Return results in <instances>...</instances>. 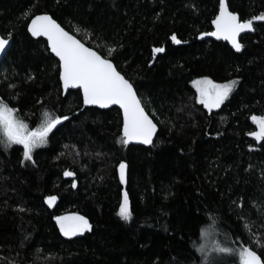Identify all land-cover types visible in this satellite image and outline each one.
<instances>
[{"label": "trees", "instance_id": "obj_1", "mask_svg": "<svg viewBox=\"0 0 264 264\" xmlns=\"http://www.w3.org/2000/svg\"><path fill=\"white\" fill-rule=\"evenodd\" d=\"M228 3L242 20L264 13V0ZM218 12L219 0H0V33L13 40L0 62V99L31 129L44 111L69 117L35 150V164L23 160L22 146L0 145V264H203L205 232L222 244L227 234L264 259V142L251 120L264 115V22L236 53L198 40ZM40 14L133 83L159 127L152 146L120 142L118 108H86L80 91L63 93L59 61L27 31ZM199 78L239 84L209 113L193 87ZM125 191L130 222L118 215ZM67 214L84 216L92 230L65 237L56 219Z\"/></svg>", "mask_w": 264, "mask_h": 264}, {"label": "snow or ice", "instance_id": "obj_2", "mask_svg": "<svg viewBox=\"0 0 264 264\" xmlns=\"http://www.w3.org/2000/svg\"><path fill=\"white\" fill-rule=\"evenodd\" d=\"M255 22H264V13L242 20L239 14L229 10L228 0H219V15L212 21L215 31L205 33V35L214 36L217 40L228 41L232 48L240 53L244 50V44L240 40L241 34L256 31ZM27 31L34 38H46L51 52L59 58V66L62 69L59 79L62 81L65 92L69 89L81 90L85 106L105 109L115 105L122 110L123 127L120 141L122 144L128 145L135 141L152 145L157 133V124L146 112L133 83L117 70V66L111 59L105 58L91 47H86L74 35L65 31L50 15H35ZM171 40L175 44L182 42L176 35H172ZM10 42V36H0V56L10 48ZM115 51V48L108 49L109 55ZM153 51L161 53L164 49L157 47ZM238 84V80L216 83L212 79L204 78L195 80L193 87L199 94V104L211 113L213 109H219L229 99ZM17 112L18 109L10 107L8 103L0 99V145H3L5 149L14 145L22 146L23 160L35 164L33 159L35 150L46 146L53 130L67 121L69 117L67 115L61 117L44 111L42 122L35 129H31L18 117ZM251 120L259 128L258 132L252 134L254 139L264 142V115H253ZM126 169V164L119 165V179L123 184L127 183ZM64 175L75 177L73 171H65ZM71 186L75 188L76 184L72 183ZM56 201V196H49L46 203L53 207ZM118 215L126 222L132 220L127 191L123 194V203ZM56 223L59 225L60 232L70 239L92 230V225L81 215L60 216L57 217ZM244 227L249 228V225L245 223ZM207 236L208 233L205 232V239ZM225 241L223 244L214 243L210 250L207 244H202L197 248L203 258V264H224L220 258L225 256L234 258L229 264H264V259L253 247L243 245L236 247L227 234H225ZM256 242L260 244V241ZM260 246L264 247V244ZM209 257L212 258L208 259Z\"/></svg>", "mask_w": 264, "mask_h": 264}, {"label": "water", "instance_id": "obj_3", "mask_svg": "<svg viewBox=\"0 0 264 264\" xmlns=\"http://www.w3.org/2000/svg\"><path fill=\"white\" fill-rule=\"evenodd\" d=\"M229 10H230V8H229ZM231 11V10H230ZM237 14V13H236ZM40 15H45V14H40ZM47 15H49V14H47ZM218 15H219V12H218ZM217 15V16H218ZM51 16V15H50ZM216 16V17H217ZM33 19V18H32ZM54 19V18H53ZM57 23H59L58 21H57ZM29 24H30V22H29ZM29 24H28V26H29ZM60 24V23H59ZM61 25V24H60ZM62 26V25H61ZM63 27V26H62ZM64 28V27H63ZM65 29V28H64ZM65 31H68V30H66L65 29ZM213 31H215V26H214V24H213V30L211 31V32H213ZM69 32V31H68ZM29 33V32H28ZM254 32H251V34H253ZM69 34H71V35H74V34H72V33H70L69 32ZM245 34H249V33H242L241 34V37L242 36H244ZM29 35L31 36V34L29 33ZM0 36H2L1 35V33H0ZM75 36V35H74ZM203 36V39H201V37ZM32 37V36H31ZM76 37V36H75ZM241 37H240V40H241ZM32 38H34V37H32ZM40 38H42V39H44L46 42H47V39L46 38H44V37H40ZM77 38V37H76ZM34 39H39V38H34ZM77 39H79V38H77ZM214 40V41H218V42H224V43H227L231 48H232V46H231V44L228 42V41H224V40H217L214 36H209V35H205V33H203V34H201L200 36H199V38H198V40L199 41H205V40ZM80 40V39H79ZM12 38H11V42H10V47H11V45H12ZM81 41V40H80ZM82 42V41H81ZM83 43V42H82ZM85 44V43H84ZM47 45H48V48H49V50H50V52H51V48H50V46H49V44H48V42H47ZM85 46L86 47H89V46H87L86 44H85ZM10 49V48H9ZM9 49H7L6 50V53L4 54V55H2V56H0V62L2 61V59L5 57V55L7 54V52H8V50ZM93 49V48H92ZM233 49V48H232ZM93 50H95V49H93ZM234 50V49H233ZM235 51V50H234ZM98 52V51H97ZM236 52V51H235ZM52 53V52H51ZM99 53V52H98ZM237 53V52H236ZM241 53V52H240ZM52 55L59 61V58L58 57H56L53 53H52ZM114 63V62H113ZM118 70V69H117ZM62 71V69L60 68V72ZM119 71V70H118ZM122 74V73H121ZM123 75V74H122ZM61 81V80H60ZM131 82V81H130ZM61 85H62V81H61ZM62 89H63V86H62ZM71 91H80L81 92V95H82V91L81 90H79V89H69L67 92H65L64 90H63V93L65 94V95H67L69 92H71ZM138 95V94H137ZM139 97V96H138ZM82 99H83V95H82ZM84 105V104H83ZM84 107H86V108H98V109H101V110H108V109H111V108H118L119 109V107L118 106H112V107H110V108H105V109H102V108H99V107H97V106H85L84 105ZM204 107V106H203ZM204 109L205 110H207L208 111V109H206L205 107H204ZM120 111H121V114H122V127H123V112H122V110L121 109H119ZM146 110V109H145ZM219 109H213L212 110V112H216V111H218ZM146 112H147V110H146ZM150 118H152L151 116H150ZM153 119V118H152ZM153 122L154 123H156L154 120H153ZM157 124V123H156ZM158 131H159V127H158V125H157V133H156V135L154 136V138H153V142H154V140L156 139V137H157V134H158ZM153 144V143H152ZM128 145H141V146H145V147H150V146H152V145H145V144H140V143H138V142H135V141H133L132 143H130V144H128Z\"/></svg>", "mask_w": 264, "mask_h": 264}, {"label": "rangeland", "instance_id": "obj_4", "mask_svg": "<svg viewBox=\"0 0 264 264\" xmlns=\"http://www.w3.org/2000/svg\"><path fill=\"white\" fill-rule=\"evenodd\" d=\"M200 79H204V78H199L196 80H200ZM194 82V81H193ZM217 83V82H216ZM197 95L199 96V94L197 93ZM69 215H79V214H67L65 216H69ZM208 233V232H207ZM76 237V236H75ZM216 243V241L214 240L213 236L211 235V233H208L207 239H205L204 235H203V244H207L209 247V250L211 248V246Z\"/></svg>", "mask_w": 264, "mask_h": 264}]
</instances>
